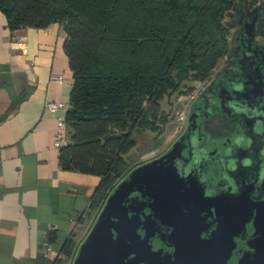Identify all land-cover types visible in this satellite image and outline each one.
I'll use <instances>...</instances> for the list:
<instances>
[{"label":"trees","instance_id":"1","mask_svg":"<svg viewBox=\"0 0 264 264\" xmlns=\"http://www.w3.org/2000/svg\"><path fill=\"white\" fill-rule=\"evenodd\" d=\"M0 12L11 31L56 24L65 34L73 85L58 161L65 171L99 179L93 206L142 155L162 147L175 116L161 106L198 66L199 29L220 31L229 12L235 28L231 49L245 23L264 37V0H202L185 7L177 0H0ZM166 23L182 31L163 30ZM180 62L186 65L175 77ZM73 248L68 241L63 258Z\"/></svg>","mask_w":264,"mask_h":264},{"label":"crops","instance_id":"2","mask_svg":"<svg viewBox=\"0 0 264 264\" xmlns=\"http://www.w3.org/2000/svg\"><path fill=\"white\" fill-rule=\"evenodd\" d=\"M64 43L56 24L11 31L0 12V264H74L114 190L93 206L99 179L61 169L52 146L46 104L67 112L73 85Z\"/></svg>","mask_w":264,"mask_h":264},{"label":"flooded vegetation","instance_id":"3","mask_svg":"<svg viewBox=\"0 0 264 264\" xmlns=\"http://www.w3.org/2000/svg\"><path fill=\"white\" fill-rule=\"evenodd\" d=\"M246 25L253 24H243L238 34L241 38L232 49L236 73L223 71L219 81H212L209 94L213 104L197 99L185 134L161 155L133 169L154 164L155 172L147 176L142 171L136 190L125 198V228L147 237L155 251L175 252L181 230L190 227L198 235L191 245L210 242L218 228L222 230L219 243L224 250L211 263L237 264L244 253L253 252L249 247L257 235L254 221L258 206L264 202V92L248 105L239 99L240 104L255 107L256 120L251 123L246 119L251 108L233 103V90L244 91V85L250 84L244 53L254 55L252 61L264 68V43L256 41L253 26L254 47L247 48L242 43L251 33ZM212 119L216 125L208 128ZM245 123L248 134H244ZM152 179L162 183L150 192Z\"/></svg>","mask_w":264,"mask_h":264},{"label":"water","instance_id":"4","mask_svg":"<svg viewBox=\"0 0 264 264\" xmlns=\"http://www.w3.org/2000/svg\"><path fill=\"white\" fill-rule=\"evenodd\" d=\"M245 27L249 28L251 33L247 36V42L242 41V43L244 42L247 48L252 49L254 47L253 25H246ZM253 56L250 57L248 53L243 54V64L247 66L251 74L248 75L250 79L249 87L245 84L244 91L233 90V95L236 96L233 103L238 106L245 107L246 105L245 103L240 104L239 99L246 101L248 105L252 102L255 103L264 92V68L261 63L257 64V62L252 61L251 58L254 60ZM254 72L256 78L253 77ZM247 105L246 107L251 108V110L248 113L246 112V115L250 117L246 119L253 123L256 120V109ZM244 126L246 129L244 134H248L247 124L245 123ZM142 171L144 173L146 171L147 176L154 175V164L136 168L129 175V181L126 180L120 183L113 190L92 230L81 245L74 264H214L211 261L219 254L220 250H224V246L222 247L219 243L222 240V230L220 228L215 232L210 242H199L198 245H191L193 240L198 239L195 229L189 227V230L186 231L183 228L175 252L172 254L155 251L147 237H142L134 229L125 228L127 216L123 202L132 191L136 190L134 187L139 184ZM161 183V181L155 179L152 182L154 188L150 192L159 189ZM169 190L170 186L166 187L165 191L168 192ZM170 195L172 196V193ZM258 207L254 221L257 235L249 247L252 248L253 252L244 253L243 258L237 264H264V202ZM113 219H116L117 222H113ZM207 255L210 256L209 259H207ZM189 258L191 260H188Z\"/></svg>","mask_w":264,"mask_h":264},{"label":"rangeland","instance_id":"5","mask_svg":"<svg viewBox=\"0 0 264 264\" xmlns=\"http://www.w3.org/2000/svg\"><path fill=\"white\" fill-rule=\"evenodd\" d=\"M201 2L202 0H177V3L182 7L187 6L188 3L192 6H196ZM184 12L186 11L184 10ZM230 22L229 12H226L221 20L222 29L220 31H217V29H214L209 25H205L199 29V35L194 36L196 39V45L198 46V66L195 71L190 72L187 78L180 81L178 91L172 94L168 99L164 100L161 106V109L165 112L172 113L173 111V117L175 116L170 129H167L165 133L166 136L162 147L154 152H149L144 156L142 155L138 162L126 172L125 176L114 185L113 189L122 182V179H124L127 174L136 167V165H141L161 155L165 150L170 148L179 137L185 134L188 128V121L192 117L190 116V111L197 99L202 98L207 105L213 104V97L209 94V90L212 86L213 79H215L218 74L229 70H234V73H236L235 67H233L236 58L230 47L233 43L235 28L229 26ZM162 27L163 30H168L171 26H168L166 23V25H162ZM171 30L178 34L182 31V27L172 26ZM235 39L238 40L237 37ZM256 41L263 44L264 37L256 35ZM185 65V62H180L177 66V71L174 72L175 77L182 74V69ZM211 66L213 69L210 70L208 78L202 80V73L205 69H208ZM215 125L216 123L213 119L208 120V128H214ZM110 192L111 191H109V193Z\"/></svg>","mask_w":264,"mask_h":264},{"label":"built area","instance_id":"6","mask_svg":"<svg viewBox=\"0 0 264 264\" xmlns=\"http://www.w3.org/2000/svg\"><path fill=\"white\" fill-rule=\"evenodd\" d=\"M46 108L55 118L56 123L52 146L55 150H60L67 141L66 107L61 103L49 102L46 104Z\"/></svg>","mask_w":264,"mask_h":264}]
</instances>
